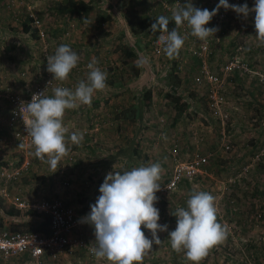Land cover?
<instances>
[{"label":"rangeland","instance_id":"obj_1","mask_svg":"<svg viewBox=\"0 0 264 264\" xmlns=\"http://www.w3.org/2000/svg\"><path fill=\"white\" fill-rule=\"evenodd\" d=\"M62 1L0 0V177L20 169L26 160L29 163L15 176L13 186L6 185L8 197L12 199L17 188L25 201L56 197L80 220L73 236L95 244L94 229L81 218L95 204L106 175L159 162L163 172L155 207L159 223L168 225V232L176 227V217L170 213L186 208L190 193L205 191L215 197L217 222L227 233L207 250L199 264H264V43L256 37L255 14L244 18L220 8L206 25L218 31L206 42L192 36L186 25L179 27L185 42L179 55L169 59L163 50L159 54L153 51V41L148 46L147 34L133 35L127 19L138 25L143 17L171 18L173 10L188 0H82L98 15L111 17L100 26L58 14L56 4ZM191 2L209 11L219 4V0ZM228 3H247L251 9L255 0ZM29 17L38 24L32 23V31L24 33L23 23ZM61 44L70 45L79 56L77 67L64 82L53 80L47 72V57ZM123 48L137 54L135 61L125 65L123 84H107L95 93L90 106L65 111L63 123L68 135L79 132L83 140L79 144L67 142L73 161L65 156L53 173L34 152L27 151L26 145L12 138L6 95H26L33 86L45 82L46 74L51 81L46 86L47 95L58 86L74 90L79 81L87 79V65L93 60L105 72L121 69ZM145 57L148 62L140 63ZM136 65L139 76L134 74ZM202 70L217 82L196 83ZM148 90L151 99L147 105L143 93ZM216 94L217 100L212 99ZM119 104L123 107L117 113L114 106ZM123 118L129 123H122ZM5 129L8 133H3ZM175 147L178 155L174 160ZM199 156H207L208 161L195 177L181 181L174 191L162 189L175 164L189 163ZM75 175L81 178H76L74 185L70 177ZM66 179H70L68 186L63 185ZM3 187L0 183V195H4ZM2 201L0 228H33L23 217L9 220L3 212L11 203ZM141 230L151 238L147 229L142 226ZM168 232L158 234L161 243L146 251L142 264H192L183 250L172 249ZM86 263L85 254L78 252L63 257L58 264Z\"/></svg>","mask_w":264,"mask_h":264},{"label":"clouds","instance_id":"obj_2","mask_svg":"<svg viewBox=\"0 0 264 264\" xmlns=\"http://www.w3.org/2000/svg\"><path fill=\"white\" fill-rule=\"evenodd\" d=\"M220 8L231 9L244 18L254 13L256 37L264 43V0H255L251 9L247 3L230 5L228 0H219L217 7L211 11L195 7L188 0L172 12L176 28L169 31V18L161 15L151 24L150 31L161 32L159 42L164 45L163 52L169 59H174L185 42L177 29L186 25L192 36L206 42L218 31L206 25ZM78 62L79 56L71 46L61 44L53 55L47 57V72L53 80L64 82ZM147 62V57L140 61ZM87 67V79L79 81L74 90L58 86L52 89L49 96L46 94L47 87L33 94L31 102L23 104L31 117L26 131L32 139L34 155L48 164L53 173L62 158L68 155L67 142L70 140L79 144L83 140L82 133L68 135L63 123L65 111L80 105L90 106L95 93L107 87V72L97 67L95 60ZM162 172L161 164L156 162L106 175L99 188L100 195L90 206V213L83 218V222L94 229L95 247L92 251L98 259H106L110 264H142L146 251L161 243L158 234L168 232V225L159 223L160 213L155 207L158 202L156 193L161 190L159 181ZM214 201L215 197L208 192H193L186 201V208L180 207L170 213L176 217L175 229L168 232L171 247L176 252L183 250L192 264H199L207 250L226 237V227L217 222ZM142 226L150 232V239L141 230Z\"/></svg>","mask_w":264,"mask_h":264},{"label":"built area","instance_id":"obj_3","mask_svg":"<svg viewBox=\"0 0 264 264\" xmlns=\"http://www.w3.org/2000/svg\"><path fill=\"white\" fill-rule=\"evenodd\" d=\"M33 24H38V20H33ZM152 42L154 44L153 51L157 54L163 50L164 45L159 42V36ZM41 85H35L31 90L22 96L18 93H8L6 95L8 112L7 126L12 138L22 145L27 146V151H35L31 137L27 134V127L30 114L26 111V103L31 102L33 94L40 93L51 85L49 75L44 79ZM217 82V78L212 77L207 72L201 71V74L195 79L196 83ZM200 83V84H201ZM212 99L217 100V94ZM172 158L175 160L178 153L176 147L172 149ZM66 159L73 161V155L69 151ZM208 161L207 156L196 157L189 163L175 164L173 171L168 179V183L162 188L174 191L179 183L183 180L190 181L200 172L201 167ZM29 165L26 160L24 165L14 172L7 174L3 178L4 185L11 186V182L16 179L15 176L21 175ZM2 175V174H1ZM11 175V176H10ZM70 183L64 181L63 185L68 186ZM14 205L18 208H24L27 205L18 197L13 199ZM31 207L42 211L49 218L48 233H40L36 231H19L0 228V264L9 263L15 259H22L23 264H58L63 257H73L78 252H83L86 256L88 264H110L106 259H98L92 249L95 244H87L82 238L73 236V229L79 224L80 220H76L73 209L66 206L56 197L47 196L38 205ZM91 209L85 212L83 219L90 213ZM62 257V258H61ZM86 263V264H87Z\"/></svg>","mask_w":264,"mask_h":264},{"label":"trees","instance_id":"obj_4","mask_svg":"<svg viewBox=\"0 0 264 264\" xmlns=\"http://www.w3.org/2000/svg\"><path fill=\"white\" fill-rule=\"evenodd\" d=\"M56 5H57L56 10L58 14L63 15V16L72 15L73 17L77 18L81 22L91 21L100 26L111 20V17L109 16H102V15H98L97 13L93 12L91 6L82 0H63L62 2L57 3ZM155 21L156 19H153L151 17H143V18L138 19V25H136V21L132 18H129L127 19V26L129 27L130 32L135 36L147 34L150 37L148 41V46H149L150 40L154 41L156 39L157 34L161 33L159 30L156 32L150 31L151 24L154 23ZM32 22H33V19L29 17L23 23L24 33H28L32 31V26H31ZM168 28H169V31H171L173 28H176V25L174 21L172 20V18H169ZM122 54L125 55V60L122 61L123 67L121 69L111 68L107 72L108 76H107L106 84H108L110 87H114L117 85L121 86L123 84L125 65L137 59V54L134 50L123 48L121 55ZM136 68H137L136 70L134 68V74L136 76H139L137 65H136ZM143 99H144V102L148 105L151 99V93L149 90L143 93ZM174 100L175 102H177L178 98H175ZM115 107H117V110H118L122 108L123 105L119 104V105H115ZM134 114H135V118L138 117V109L135 110ZM121 120H122L121 121L122 123H129V120H126L124 118ZM5 131L7 133V129ZM0 206H2L1 200H0ZM4 212H5V215H7L9 218L15 219V218L22 217V214L18 210L14 209L13 207L6 208ZM25 216H31L32 218H35V219L37 218L41 219V220L39 219L34 229H30L28 231H36V232H40L44 234L48 233L49 218L47 215L38 213L36 211H28ZM11 230L15 231L17 230V228H13Z\"/></svg>","mask_w":264,"mask_h":264},{"label":"crops","instance_id":"obj_5","mask_svg":"<svg viewBox=\"0 0 264 264\" xmlns=\"http://www.w3.org/2000/svg\"><path fill=\"white\" fill-rule=\"evenodd\" d=\"M115 107V106H114ZM115 111L117 112L118 110H117V107H115ZM6 130V129H5ZM3 131V133H6V131ZM8 133V132H7ZM1 134V133H0ZM4 171V170H3ZM2 171V172H3ZM1 172V173H2ZM22 174V173H21ZM3 175V174H2ZM81 178V176L80 175H75V177H70V179L72 180V182H74V185L76 184V178ZM70 179H66V181H68L69 182V180ZM5 180V178H3V177H0V183L4 186L3 187V194L4 195H2V193H1V195H0V199H1V201L2 200H7V201H9L10 203H11V206L10 207H13L14 209H16V210H18L21 214H22V217H20V218H22V220L24 219V221L25 222H27L28 224H33V228L32 229H34L35 227H36V225H37V223H38V221H39V219L37 218V219H35V218H32L31 216H25L26 215V213L28 212V211H36V212H38V213H42V214H44L42 211H39V210H37L36 208H34V207H31V206H33V205H38V204H40L41 202H42V200H43V198L41 199V200H39V201H34V202H32V201H29V200H24L23 198H22V196H21V193H19L20 192V190L17 188L16 190H15V192H13V198L11 199V198H9L8 197V195H7V192H8V190L6 189L7 187H6V185H4V183H3V181ZM17 181V180H16ZM14 183H16L15 181L13 182H11V184H12V186H13V184ZM19 187V186H18ZM9 192H11V191H9ZM16 197H18L19 199H21L22 201H24V204L25 205H27L26 207H24V208H18V207H16L15 205H14V202H13V199L14 198H16ZM45 199V198H44ZM2 203H4L5 204V201H2ZM4 214H5V212H3ZM7 216V215H6ZM8 217V216H7ZM9 218V217H8ZM10 219H13V218H9V220ZM15 219H17V218H15ZM5 220V219H4ZM21 220V219H20ZM41 220V219H40ZM13 227H15V225L13 226ZM17 227V226H16ZM5 229V228H4ZM24 263V261L22 260V259H15V260H12L11 262H9L8 264H23ZM4 264H6V263H4Z\"/></svg>","mask_w":264,"mask_h":264}]
</instances>
